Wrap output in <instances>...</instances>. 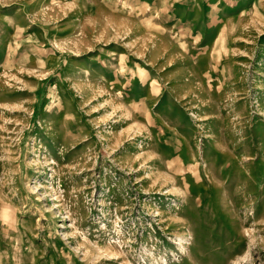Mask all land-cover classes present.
I'll list each match as a JSON object with an SVG mask.
<instances>
[{
    "label": "rangeland",
    "instance_id": "obj_1",
    "mask_svg": "<svg viewBox=\"0 0 264 264\" xmlns=\"http://www.w3.org/2000/svg\"><path fill=\"white\" fill-rule=\"evenodd\" d=\"M0 264H264V0H0Z\"/></svg>",
    "mask_w": 264,
    "mask_h": 264
}]
</instances>
